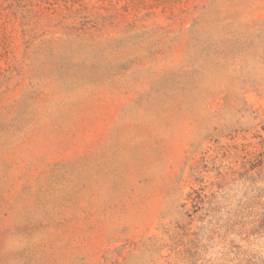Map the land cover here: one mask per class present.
I'll return each instance as SVG.
<instances>
[{"label": "rangeland", "instance_id": "374dc122", "mask_svg": "<svg viewBox=\"0 0 264 264\" xmlns=\"http://www.w3.org/2000/svg\"><path fill=\"white\" fill-rule=\"evenodd\" d=\"M0 264H264V0H0Z\"/></svg>", "mask_w": 264, "mask_h": 264}]
</instances>
